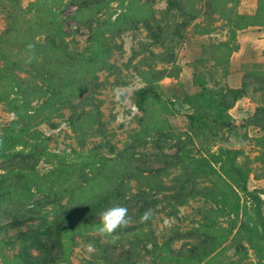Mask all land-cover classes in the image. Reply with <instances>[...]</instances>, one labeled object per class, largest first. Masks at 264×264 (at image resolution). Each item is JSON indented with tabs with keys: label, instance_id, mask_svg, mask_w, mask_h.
Masks as SVG:
<instances>
[{
	"label": "trees",
	"instance_id": "1",
	"mask_svg": "<svg viewBox=\"0 0 264 264\" xmlns=\"http://www.w3.org/2000/svg\"><path fill=\"white\" fill-rule=\"evenodd\" d=\"M158 1L166 6L157 9ZM240 1L30 0L25 5L24 0H0L5 20L0 34V103L15 114L0 134V249L15 251L12 259L3 255L6 264L69 261L77 234L90 235L87 242L95 254L89 264H136L132 259L140 256L141 246L146 253L164 250L167 264H206L228 250L239 257L226 264H241L250 250L257 254V264H264V189L249 188L253 168L240 160L242 149L220 146L213 152V145L227 139V131L235 127L230 111L250 93L257 106L246 125L264 133V67L247 70L240 87L220 81L210 86L205 74L195 73L199 91L183 97L191 111L185 131L169 124L167 114L180 109L162 97L159 86L163 78L178 76L182 70L176 50L187 37L186 30L201 17L208 27L216 13L225 18L234 42L209 46L229 64L239 50L238 32L264 27V0H257L254 14L239 13ZM68 21L76 27L67 29ZM141 27L148 41L139 42L129 64L140 56L132 66L146 82L134 96L144 137H136L132 146L147 139L161 153L160 165L145 170L135 153L127 150L117 153L118 166L108 169L102 143L83 152L87 138L107 133L103 101L96 97L107 81L99 73H119L111 59L125 52L124 34ZM82 29L88 30L83 47L75 39ZM221 47L228 50L224 57ZM158 64L172 68H157ZM64 115L73 132L83 136L82 150L72 157L51 151V136L39 128L43 123L59 127L54 118ZM256 143L261 147L258 159L263 161L264 135ZM40 163L48 164V169H39ZM171 171L175 175L170 184L160 181ZM104 172L108 179L100 190L97 183L106 178ZM131 182L137 183L135 191ZM195 199L205 202L198 210L197 226L183 231L174 225L169 239L159 244L153 235L152 212L161 207L177 217L180 208ZM114 205L127 207V223L110 233L98 231L102 211ZM223 217L228 226L220 221ZM97 231L101 235L94 237ZM106 236L109 240L102 241ZM177 241H183L179 249L173 247Z\"/></svg>",
	"mask_w": 264,
	"mask_h": 264
},
{
	"label": "rangeland",
	"instance_id": "2",
	"mask_svg": "<svg viewBox=\"0 0 264 264\" xmlns=\"http://www.w3.org/2000/svg\"><path fill=\"white\" fill-rule=\"evenodd\" d=\"M30 0H24L27 5ZM166 6L165 1H158L155 4L157 9H162ZM258 7L257 0H241L237 11L241 14H254ZM73 8L68 9L66 13H71ZM212 25L207 26L209 22L204 17L198 18L186 30V38L183 44L176 50L177 65L182 70L179 71L178 76L165 77L159 82L162 97L168 101L175 103V109H180L173 114H167V120L173 129L176 131H185L188 126L187 113L191 112L185 107L183 97L185 93L194 94L199 91V88L194 84L193 77L195 73L205 74L209 85L213 86L216 81L222 84H228L231 87H240L243 83L245 72L250 70L254 65L264 67V27L262 28H248L239 31L237 41L239 42V50L234 52L230 57L229 64L224 61V55H227L226 48L221 47L222 59L210 50L212 44L234 40L230 37V27L227 25L225 18L221 14L212 16ZM216 19V20H215ZM73 28L76 24L73 21L66 22L67 29ZM208 29V30H206ZM5 30V20L0 16V34ZM70 31V30H69ZM68 39H71L69 37ZM76 41L81 47L85 46L88 39V30L82 29V32L76 34ZM148 41L147 33L144 28L137 30H129L123 36V46L125 52L123 54L116 53L113 55L111 62L118 66L119 73L109 76L108 72L103 71L99 73L102 81H107V86L97 93V98L102 100L101 110L103 114V121L107 126L106 134H93L87 138L86 149L89 151L94 144L102 143L103 153L108 159V169L112 166H118L117 153L127 150L135 153L137 163L142 165V168L149 170L153 167H159L160 152L154 148L147 139L146 143L134 145L135 139L144 137V132L139 124V117L142 115L141 111L134 104L135 92L143 87L146 82L136 73L134 67L138 59L129 64L134 49H138L139 42ZM209 52L205 54L206 51ZM155 51H160V48H155ZM203 57V58H202ZM203 60H202V59ZM201 59V61H200ZM132 66V67H131ZM172 68L171 64H158L157 68ZM252 89V86L250 87ZM257 104L254 96L250 93L249 96L240 99L235 107L230 111L234 118L235 127L227 133V139H219L213 145V152L220 146L242 149L244 154L240 160L249 161L253 168V172L249 177L248 186L251 190L264 189V157L263 161L258 159L261 156V147L256 143V139L264 135L263 131L253 126H247L246 122L250 115L255 111ZM68 115V112H67ZM15 119V114L11 113L6 107L0 103V134L2 128L11 120ZM55 122L60 125L57 128H52L50 125L43 123L39 128L44 134L51 136L49 141V148L53 152H60L64 154L75 155V151L82 150L80 148V137L74 133L69 126L66 115L63 117L54 118ZM89 137V136H88ZM108 143V144H106ZM131 144V145H130ZM114 147L115 151H111ZM201 149L202 146L200 145ZM145 155V156H144ZM139 157L143 158L140 159ZM125 158H127L125 156ZM130 161V159H128ZM135 162V161H134ZM49 165L40 163L39 169L46 171ZM98 181V188L101 190L105 188L107 178ZM110 172L108 173V176ZM175 172L171 171L169 176H164L160 179L164 184L169 183L174 177ZM131 188L135 191L137 183L131 182ZM205 202L203 199H195L189 204L180 208L177 217L168 216L161 207H158L152 212L153 235L157 238L159 244L163 243L169 236L172 235V228L174 225H179L180 229L185 231L189 228L196 227L195 221L200 219L198 210L203 209ZM169 212V211H168ZM220 221L224 226H228V218H221ZM131 225V222L129 223ZM98 231L94 233V237L100 236ZM90 235L81 237L75 235V241L71 244L70 253H68L69 261L61 264H89L88 261L94 258L95 249L87 241ZM109 237H104L102 241H108ZM142 240V239H140ZM138 241V240H137ZM184 241V240H183ZM183 241H177L173 247L179 249ZM142 243V242H141ZM128 245V244H127ZM126 248L129 247V245ZM160 246V245H159ZM0 249V264H6V259L3 255L12 259L15 251L6 249L1 253ZM121 250H117L119 252ZM139 255L132 260L136 264H167L163 256L166 254L161 248L154 249L152 253L143 251L142 246L138 249ZM117 256V253H116ZM239 256L234 254V250H228L221 253L215 259L210 260L206 264H222L230 263L238 259ZM224 259V261H222ZM257 254L253 250L249 251V255L241 264H257Z\"/></svg>",
	"mask_w": 264,
	"mask_h": 264
},
{
	"label": "clouds",
	"instance_id": "3",
	"mask_svg": "<svg viewBox=\"0 0 264 264\" xmlns=\"http://www.w3.org/2000/svg\"><path fill=\"white\" fill-rule=\"evenodd\" d=\"M147 215V213H146ZM98 231L110 233L128 221V209L123 205H114L106 208L100 215Z\"/></svg>",
	"mask_w": 264,
	"mask_h": 264
}]
</instances>
